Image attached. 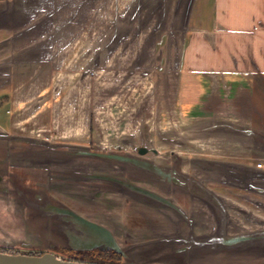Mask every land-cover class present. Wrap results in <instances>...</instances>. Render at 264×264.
Here are the masks:
<instances>
[{"label": "crops", "instance_id": "crops-1", "mask_svg": "<svg viewBox=\"0 0 264 264\" xmlns=\"http://www.w3.org/2000/svg\"><path fill=\"white\" fill-rule=\"evenodd\" d=\"M19 1L0 0V155L16 139L54 143L53 132L65 144L92 141L100 147L111 137L101 136L100 108L85 105L84 78L52 102L50 41L22 45V16L29 11ZM157 1L159 16L173 20L166 25L164 19L156 41V103L183 130L173 136L171 144L178 147L169 150L171 159H187L181 173L224 206L227 234L264 231V0ZM65 44L66 55L81 47ZM42 50L41 60L32 61L29 56ZM129 57L120 63L128 64ZM71 100L76 107L68 105ZM181 144L188 145L184 155Z\"/></svg>", "mask_w": 264, "mask_h": 264}, {"label": "rangeland", "instance_id": "rangeland-1", "mask_svg": "<svg viewBox=\"0 0 264 264\" xmlns=\"http://www.w3.org/2000/svg\"><path fill=\"white\" fill-rule=\"evenodd\" d=\"M19 2L23 11H29L22 16V45L29 40L50 41L47 51L53 52L54 58L50 65L53 71L52 102L58 100L61 94L70 92V89L80 84V80L84 78L85 86L88 85L85 105L91 109L95 103L97 109L100 108L96 116L99 119L97 124L101 136L111 139L106 140L100 147L92 141L86 144H65L62 143V138L57 137L62 134L53 132L49 137L54 143L40 139H16L10 146L21 144L22 147L28 146L38 153L36 156L31 155L29 162L21 160V167L31 170L30 181L36 182L37 193H44L45 197L61 201L106 225L115 223L123 228H130V221L126 220L133 212L126 206L125 196L98 190L107 186L103 181L100 183L75 175L81 177V174L94 173L93 168L98 165L103 170L113 169V165L117 166L116 169L121 168L124 171L134 168L125 163L117 165V162L80 156L74 152L91 150L133 155L139 147L154 148L157 150V156L149 151L146 158L169 166V160L174 156L169 150L178 147L171 144L173 136L182 135V128L179 127V122L172 124L167 121L169 115L163 112V106L160 107V112L158 110L156 90L161 74H158V66L153 63L158 56L155 47L157 39L162 35L160 33L164 28V19L167 25L171 24L173 18L159 16L160 4L157 0ZM28 15L31 16L27 17ZM184 19L186 18L181 21ZM50 29L53 31L50 32ZM182 35L184 34H178L177 39L181 41ZM66 41L70 47L72 44L76 46L77 43L81 44V47H71L66 55ZM42 52L43 50L29 57L38 62ZM128 56H132L129 57L132 60L122 65L120 62L127 61ZM146 61L148 63H144ZM98 91L100 94H97ZM98 95L101 102H97ZM63 104L66 102L63 101ZM72 104H75L73 107L77 106L76 101L71 100L68 103ZM64 112L65 109L61 112L58 110L57 116L64 115ZM34 134L37 135L38 130ZM90 137L92 140V133ZM57 141L60 144H55ZM181 147L184 149L181 150L184 155L188 151V145L181 144ZM69 152L76 155H68L71 154ZM176 158H179V155ZM175 163L179 170H187L189 167L187 159H180V162ZM97 184L98 187L95 186ZM44 220V217L29 205L17 208L6 203L0 205V250L45 253L52 252L49 244L63 245L64 242L57 233L44 229ZM54 254L62 259L73 257L61 252ZM157 254V251L152 255L146 251H136L132 256L141 260L142 264H264V255L260 258L252 255L238 256L227 251L186 263H181L178 258L169 255L157 257Z\"/></svg>", "mask_w": 264, "mask_h": 264}, {"label": "flooded vegetation", "instance_id": "flooded-vegetation-1", "mask_svg": "<svg viewBox=\"0 0 264 264\" xmlns=\"http://www.w3.org/2000/svg\"><path fill=\"white\" fill-rule=\"evenodd\" d=\"M33 154L36 156L38 153L28 146L22 147L21 144L4 146V152L0 158V205L3 206L6 203L13 208L29 205L40 216L44 217V229H50L57 233L64 242L61 246L49 244L52 252H48L53 254L61 252L73 256L69 259L94 264H142L141 260L132 256V253L136 251H146L149 255L157 251V257L169 255L178 258L181 263L225 251L240 256V250L221 249L213 238L220 235L222 230L227 231L228 218L225 217L224 206H216L210 201L202 199L200 196L201 187L204 188V186L197 183L194 178L181 173V169L176 168L177 163L175 162H178L177 160H169L171 163L167 166L166 163L148 160L146 158L148 152L139 154L136 151L132 156L159 167L162 173L152 168H138L126 164L134 169L124 171L121 168L116 169L117 166L113 165V169L103 170L98 165L95 169L93 168L94 173L81 174V177L75 175L82 179L88 178L100 183L103 181L102 183L107 184V186L100 187L98 190H107L109 194L115 192L126 197V206L135 214L129 215L130 218L126 220L130 221V228H123L115 223H110L109 226L91 219L61 201L47 198L44 193H37L36 182L30 181L29 171L31 170L21 167V160L29 162L31 161L30 156ZM116 164L121 165V163ZM95 174L115 177L124 182L138 185L167 199V201L155 200L113 180L87 177ZM40 186L43 187L41 184ZM95 186L98 187V184ZM53 207H68L86 219L106 227L118 244L120 251L106 248L101 240L91 249H71L69 244H76L77 246L87 244L82 239L77 243L70 240V234L82 235L84 228L74 222L70 216L55 213ZM249 255L255 256L256 254L251 251L246 256Z\"/></svg>", "mask_w": 264, "mask_h": 264}, {"label": "water", "instance_id": "water-1", "mask_svg": "<svg viewBox=\"0 0 264 264\" xmlns=\"http://www.w3.org/2000/svg\"><path fill=\"white\" fill-rule=\"evenodd\" d=\"M151 151L153 154H157V150L152 148L148 149L146 147H139L137 148V152L139 154H144L146 152ZM77 155H84L90 156L93 158L106 160L110 162H117V163H125L130 164L132 166H136L138 168H145V169H153L159 173H162L159 167L151 165V163L147 161H142L137 157L132 155H124L115 152H103V151H91V150H81L74 152ZM87 177L91 178H102L113 180L119 183H122L129 189L136 191L138 193L144 194L159 201H167V199L157 195L150 190L144 189L138 185L131 184L128 182H124L118 178L111 177V176H104V175H88ZM175 180V179H174ZM199 185V184H198ZM201 194L200 196L205 201H210L214 205H219V201L215 197V195L209 192L207 189L201 187ZM55 213L57 214H64L70 216L74 222L82 226L83 234H70V240L77 243L80 239L86 241L84 246H77L76 244H69V247L73 250H80V249H91L96 245V243L103 242L106 245V248L114 249L115 251H120L118 244L114 241L113 236L111 235L110 231L93 221L86 219L85 217L81 216L80 214L76 213L72 209L68 207H53L52 208ZM224 225L225 221L223 217L221 218ZM224 228V227H223ZM82 237V238H81ZM215 238L216 244H218L219 248L221 249H233L235 251H239L240 256L248 255V253L255 252V256L259 258L264 255V231H255V232H245V233H236L229 235L226 233V230H222L220 235H216ZM83 242V241H81ZM220 244V245H219ZM83 245V244H82ZM250 256V255H249ZM0 264H93L82 262L78 260H69V259H62L51 252H45L41 255H28L25 253H17V254H10V253H3L0 252ZM135 264V263H132Z\"/></svg>", "mask_w": 264, "mask_h": 264}, {"label": "trees", "instance_id": "trees-1", "mask_svg": "<svg viewBox=\"0 0 264 264\" xmlns=\"http://www.w3.org/2000/svg\"><path fill=\"white\" fill-rule=\"evenodd\" d=\"M0 252H3V253H10V254H17V253H20V252H15V251H5V250H0ZM25 254H28V255H41L43 253H37V252H26ZM69 260H72V259H69ZM84 262V261H82ZM94 264V263H93ZM97 264V263H96Z\"/></svg>", "mask_w": 264, "mask_h": 264}, {"label": "built area", "instance_id": "built-area-1", "mask_svg": "<svg viewBox=\"0 0 264 264\" xmlns=\"http://www.w3.org/2000/svg\"><path fill=\"white\" fill-rule=\"evenodd\" d=\"M257 166H260V164H257Z\"/></svg>", "mask_w": 264, "mask_h": 264}]
</instances>
